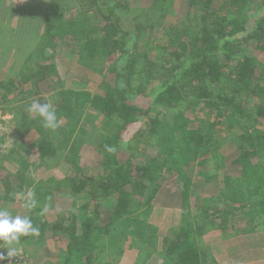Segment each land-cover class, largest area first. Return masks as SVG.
Wrapping results in <instances>:
<instances>
[{
	"label": "trees",
	"instance_id": "1",
	"mask_svg": "<svg viewBox=\"0 0 264 264\" xmlns=\"http://www.w3.org/2000/svg\"><path fill=\"white\" fill-rule=\"evenodd\" d=\"M55 4L43 21L24 17L39 30L34 50L16 56L19 71L0 80V106L15 123L3 159L19 167L0 181V201L10 209L30 187L38 202L31 219L41 228L40 237L22 238L20 264H32L47 231L66 245L57 262L45 264H113L101 254L127 247L137 250L138 264L156 255L160 264H214L204 243L212 229L263 230L264 0ZM65 41L72 68H59ZM33 99L53 103L56 131L29 115ZM90 119L94 132L85 126ZM229 139L235 144L224 149ZM151 147L156 154L141 153ZM122 150L129 151L124 159ZM92 152L96 174L83 161ZM137 152L141 162H134ZM54 162L71 173L36 183L33 174ZM228 167L239 175L224 173ZM44 204L55 212L52 222L39 214ZM158 205L183 211L180 225L161 232L151 220Z\"/></svg>",
	"mask_w": 264,
	"mask_h": 264
},
{
	"label": "rangeland",
	"instance_id": "2",
	"mask_svg": "<svg viewBox=\"0 0 264 264\" xmlns=\"http://www.w3.org/2000/svg\"><path fill=\"white\" fill-rule=\"evenodd\" d=\"M56 0H0V80H5L11 78V76H14L15 72L19 71L18 65H13L14 61L16 59V56L23 55L24 53L29 56L32 51L34 50V45L32 46V36L36 33H38L39 30H36V27L34 25H29L28 21H24V17L28 18L30 14L33 15V18H37L39 21H43V16L45 14V10H51L56 6ZM36 6V7H34ZM32 19V18H31ZM34 20V19H33ZM24 32L25 34H23ZM36 32V33H35ZM160 32V30H159ZM22 33V35H21ZM70 45H68V42H59L58 44V54L57 57L59 58V68L64 67H73L75 65V58L74 57H65L67 53H71ZM75 51V49H72V53ZM20 58V57H19ZM18 58V60H20ZM74 58V59H73ZM17 60V61H18ZM16 61V63H17ZM15 63V64H16ZM91 82L88 78H82V83L89 84ZM68 84V82H67ZM48 91H46L45 95L48 96ZM139 101V100H138ZM136 100V102H138ZM141 102H148L146 99H141ZM6 108L4 106H0V135L4 136L5 141L0 142V181L2 182L6 172L16 173V163L14 159L10 158L8 161L3 159L4 155H8V153L11 151L12 144H13V135L14 133H11L15 128V123L13 121V118L11 115H9V112H5ZM199 114V113H198ZM203 114H199V116H202ZM85 126L90 131H95V127L93 126V120H87L85 122ZM133 135V131H130L127 133L125 140L126 142L131 139V136ZM224 149L230 145V143H234L233 139L227 140V142H224ZM227 144V145H226ZM142 154L146 155H152L156 154V149L154 147L151 148H143ZM129 151L122 150L120 153V157L124 159L125 155L128 156ZM142 154L136 153L134 156V162H141L142 161ZM86 157V158H85ZM98 160L99 156L96 152H92L91 154H88L87 156H84L83 161L86 163L87 168L91 170L92 173L98 172ZM264 162V158H263ZM59 162H54L51 166V170H47L43 174H38V171L36 174H33V177L36 179V183L40 181L42 176L47 177L48 174L52 175L55 179H65L70 173L71 170L67 166H60L58 164ZM224 173L230 174V175H239V171H237L235 168H226L224 170ZM39 177V178H38ZM52 183H50L51 185ZM27 183H25V186ZM50 185L46 184V186ZM30 189V187H29ZM5 189H3L2 186H0V195H4ZM63 197L58 196L56 197V207L57 209L65 208V206L62 205L61 200ZM63 201V200H62ZM6 203L3 201H0V208H7ZM168 208H163L161 206H156L155 210H163L165 211ZM14 215L15 214H21L24 215V213L31 217L30 213L33 210H28L23 207V202L21 198L18 196L17 201L12 204V207L9 209ZM35 212V211H34ZM33 212V213H34ZM225 214H231V212H226ZM48 221L52 222L55 219V212L49 211L47 213ZM156 219L160 221V224H165L164 222L167 221V218H164L160 216V218ZM152 223L155 225V213L152 216ZM240 218H237V223H239ZM169 223V222H168ZM161 226V225H160ZM163 226H167L166 224ZM210 233H215V231L218 230H211ZM220 231V230H219ZM228 231H235V230H228ZM262 234H258L255 238L256 243H259L261 239H264V229L259 231ZM258 232V233H259ZM57 235L54 232L47 231V234L45 236L44 242L36 245V249L34 250L36 254H33L34 258H31L32 264H45L46 261L49 260L53 261L54 263L57 262V256H59V253H61V250L65 248L66 241L59 239L56 237ZM262 235V236H260ZM260 236V237H259ZM63 237V236H60ZM247 237L240 238L241 241H245ZM24 240V239H23ZM25 243L20 244L18 247L24 249L23 247ZM23 245V246H22ZM26 248V247H25ZM30 249L29 247L27 248ZM0 251H3L6 255L5 249H0ZM137 250L135 248L127 247L122 253H116L117 249H110L106 253L101 254V260L113 264H129L128 261L131 259L133 260V253ZM158 251H160L158 249ZM120 254V255H119ZM127 258V259H125ZM159 256L156 255L151 261L152 264H155V261L158 262ZM160 259V258H159ZM137 261V260H135ZM138 262V261H137ZM136 262V264H138ZM58 264V263H57ZM211 264V263H209Z\"/></svg>",
	"mask_w": 264,
	"mask_h": 264
},
{
	"label": "clouds",
	"instance_id": "3",
	"mask_svg": "<svg viewBox=\"0 0 264 264\" xmlns=\"http://www.w3.org/2000/svg\"><path fill=\"white\" fill-rule=\"evenodd\" d=\"M29 115L39 117L43 122V127L52 131H56L60 127V120L53 103L40 102L33 99L27 108ZM108 152H114L115 149L106 146ZM22 202L23 207L28 210H33L38 207V202L35 199V193L29 189L26 193L17 194ZM50 205L44 204L40 209V216H46L50 211ZM41 235V228L34 225L33 220L28 215L13 214L8 208H0V249L6 250V255L0 251V262L5 260L9 264L13 258L19 257L21 249L18 247L23 243L25 237L38 238Z\"/></svg>",
	"mask_w": 264,
	"mask_h": 264
},
{
	"label": "crops",
	"instance_id": "4",
	"mask_svg": "<svg viewBox=\"0 0 264 264\" xmlns=\"http://www.w3.org/2000/svg\"><path fill=\"white\" fill-rule=\"evenodd\" d=\"M182 214L183 211L178 209L155 210V226L161 232H167L180 225ZM160 216L163 219L167 218V221L164 222L167 226H163L165 224H160L161 222L156 219V217L160 218ZM228 230L232 229L229 228L226 231L218 230L215 233L209 232L204 237L206 254L213 259L214 264H264V239H261L259 243H256L255 240L256 236L262 233L241 234L237 231ZM241 237L247 238L245 241H241ZM137 257L138 252L136 251L133 253L134 259L128 261L129 264H136L137 261L135 260H137ZM160 261H155V264Z\"/></svg>",
	"mask_w": 264,
	"mask_h": 264
},
{
	"label": "built area",
	"instance_id": "5",
	"mask_svg": "<svg viewBox=\"0 0 264 264\" xmlns=\"http://www.w3.org/2000/svg\"><path fill=\"white\" fill-rule=\"evenodd\" d=\"M6 262H7V264H9V261H8V260H7ZM10 264H20L19 257H17V258H13V259L11 260Z\"/></svg>",
	"mask_w": 264,
	"mask_h": 264
}]
</instances>
